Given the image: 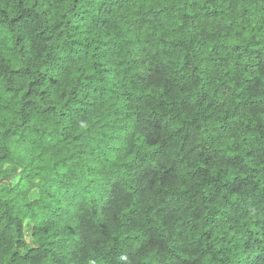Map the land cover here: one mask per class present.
I'll return each instance as SVG.
<instances>
[{"label":"trees","instance_id":"1","mask_svg":"<svg viewBox=\"0 0 264 264\" xmlns=\"http://www.w3.org/2000/svg\"><path fill=\"white\" fill-rule=\"evenodd\" d=\"M0 264H264V0H0Z\"/></svg>","mask_w":264,"mask_h":264}]
</instances>
